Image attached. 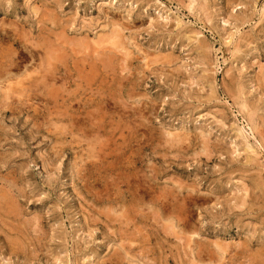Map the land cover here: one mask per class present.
<instances>
[{"label":"rangeland","instance_id":"1","mask_svg":"<svg viewBox=\"0 0 264 264\" xmlns=\"http://www.w3.org/2000/svg\"><path fill=\"white\" fill-rule=\"evenodd\" d=\"M263 139L264 0H0V264H264Z\"/></svg>","mask_w":264,"mask_h":264},{"label":"bare ground","instance_id":"2","mask_svg":"<svg viewBox=\"0 0 264 264\" xmlns=\"http://www.w3.org/2000/svg\"><path fill=\"white\" fill-rule=\"evenodd\" d=\"M114 37V36H113ZM111 39V38H110ZM113 40V39H112ZM111 41V40H110ZM113 42V41H112ZM115 46V45H114ZM123 48V47H122ZM125 48V47H124ZM129 53V52H128ZM132 53V52H131ZM127 60V59H126ZM112 61V60H111ZM48 62H49V60H48ZM50 63V62H49ZM91 70H92V68H91ZM5 103V102H4ZM170 133V132H169ZM176 134V133H175ZM174 135V134H173ZM178 135H179V133H178ZM176 136V135H175ZM179 140V139H178ZM264 140V139H263ZM262 141V140H261ZM182 144V143H181ZM205 150V149H204ZM252 157V156H251ZM251 160V159H250ZM260 175V174H259ZM194 191V190H193ZM263 221H264V219H263ZM192 239V238H191ZM205 244V243H204ZM189 248V247H188ZM249 251V250H248ZM232 255V254H231ZM222 257V256H221ZM227 258V257H226ZM231 258V257H230ZM194 262V261H193Z\"/></svg>","mask_w":264,"mask_h":264}]
</instances>
